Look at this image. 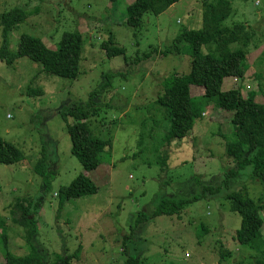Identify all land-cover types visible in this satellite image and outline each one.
Returning a JSON list of instances; mask_svg holds the SVG:
<instances>
[{
  "label": "rangeland",
  "instance_id": "obj_1",
  "mask_svg": "<svg viewBox=\"0 0 264 264\" xmlns=\"http://www.w3.org/2000/svg\"><path fill=\"white\" fill-rule=\"evenodd\" d=\"M132 1L0 0V49L1 17L17 8L25 9L29 20L10 35V52L18 51L24 35L42 39L52 51L65 33L78 31L84 38L77 80L48 74L30 58L18 59L13 67L0 61V136L24 156L13 166L0 165V221L9 249L24 257L34 246L50 263L76 253L72 264H124L127 254L145 264H256V252L236 241L242 219L226 200L246 188L264 205V188L253 179V169L234 176L237 164L226 155L225 139L234 138L233 115L211 103L187 138L167 144L170 122L157 104L164 79L191 70L188 45L177 52L175 42L187 31L202 29L204 0L182 1L161 17L146 15L137 32L126 24ZM234 9L224 27L243 24L252 44L245 78L224 79L222 91L240 88L246 97L254 92L263 103L264 0H238ZM111 36L126 56L110 58L103 51ZM232 50L244 49L235 45ZM188 83L192 97L206 94L205 88ZM91 100L97 113L88 121L91 128L113 143L103 165L86 173L71 153L68 125L74 119L62 114ZM44 155L56 176L48 196L36 171ZM80 176L90 178L97 193L60 208L59 191ZM199 195L202 201L181 215L136 227L140 215L151 217L163 201ZM40 196L39 234L31 244L11 213L19 200L35 202ZM3 252L0 241L2 263Z\"/></svg>",
  "mask_w": 264,
  "mask_h": 264
},
{
  "label": "trees",
  "instance_id": "obj_2",
  "mask_svg": "<svg viewBox=\"0 0 264 264\" xmlns=\"http://www.w3.org/2000/svg\"><path fill=\"white\" fill-rule=\"evenodd\" d=\"M120 1L112 0L113 3ZM182 1L185 0H136L128 7L126 24L137 32L142 28L146 15L161 17ZM237 1L218 0L215 4L208 0L203 1L202 29L187 31L175 42L177 52L180 46L188 45L186 53L191 57V70L187 75L176 73L164 79V93L158 98L157 104L162 107L165 120L170 122L169 131L165 136L167 144L187 138L193 130L195 120L202 117L203 110L211 103L231 113L234 138L233 140L224 139L227 141L226 155L234 159L238 167L233 175L239 176L252 168L253 179L259 181L264 188V102L258 103L254 92L246 97L240 88L222 91L224 79L245 78L248 49L252 44L253 36L243 24L233 28L224 27L225 22L235 15L234 4ZM28 20L29 14L25 9L20 8L2 15L3 45L0 49V61L13 67L18 59L30 58L42 64L43 71L48 74L77 80L80 77V62L84 48L83 35L78 31L65 33L56 51L50 50L42 39L24 35L20 39L18 51L10 52V35ZM235 45H241L244 50L233 51L232 46ZM102 49L110 58L126 56L125 50L115 45L113 36L103 44ZM203 49L207 50V54L202 53ZM172 52V50L168 51L165 56ZM188 82L205 88L206 94L201 98L192 97ZM95 107L96 105L91 100L85 105L74 106L62 114L64 118L74 119V122L68 125L72 143L71 153L86 173H93L103 165V156L107 154V149L111 148L113 143L96 136L91 128L88 121L96 116ZM23 159L22 152L0 136V165L13 166L22 162ZM36 171L43 178L44 194L50 195L56 176L49 171L45 155ZM210 191L212 194L213 191L208 190ZM90 193H97L93 182L86 176H80L69 187L59 191L60 208L66 201L80 199ZM202 195L190 200H165L151 217L140 215L136 227L158 217L181 215L191 204L202 201ZM41 196L35 202L28 203L27 200H19L11 213L12 222L25 230L26 240L31 244L39 234L38 217L42 208ZM226 200L231 205V211L242 219V227L237 233L236 241L256 252L258 257L256 264H264L262 233L264 205H260L261 201L257 204L251 199L246 188L230 194ZM4 228V224L0 221V230L3 231L0 241L3 244L5 259V262H0V264H72L76 257L75 253L73 256L60 257L57 261L50 263L34 246H32V252L26 256H15L9 249L8 235ZM124 264L145 263L127 254Z\"/></svg>",
  "mask_w": 264,
  "mask_h": 264
},
{
  "label": "crops",
  "instance_id": "obj_3",
  "mask_svg": "<svg viewBox=\"0 0 264 264\" xmlns=\"http://www.w3.org/2000/svg\"><path fill=\"white\" fill-rule=\"evenodd\" d=\"M131 1H132V0H131ZM134 2H135V1H132V2L130 3V5L133 4ZM234 10H235V9H234ZM233 89H234V88H233ZM227 91H228V90H227Z\"/></svg>",
  "mask_w": 264,
  "mask_h": 264
}]
</instances>
